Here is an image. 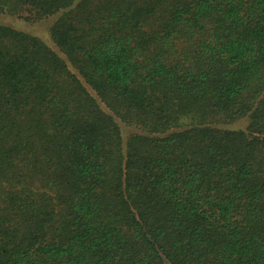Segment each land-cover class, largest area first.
<instances>
[{"label": "trees", "instance_id": "1", "mask_svg": "<svg viewBox=\"0 0 264 264\" xmlns=\"http://www.w3.org/2000/svg\"><path fill=\"white\" fill-rule=\"evenodd\" d=\"M0 17V264H264V0Z\"/></svg>", "mask_w": 264, "mask_h": 264}, {"label": "rangeland", "instance_id": "2", "mask_svg": "<svg viewBox=\"0 0 264 264\" xmlns=\"http://www.w3.org/2000/svg\"><path fill=\"white\" fill-rule=\"evenodd\" d=\"M3 16H4V15H3ZM2 18H4V17H0V19H2ZM6 23H8V24H9L10 22H7V21H6ZM11 24H12V23H11Z\"/></svg>", "mask_w": 264, "mask_h": 264}]
</instances>
